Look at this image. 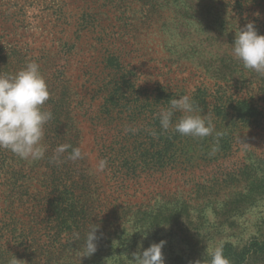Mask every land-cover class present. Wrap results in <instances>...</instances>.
Listing matches in <instances>:
<instances>
[{"label":"rangeland","instance_id":"374dc122","mask_svg":"<svg viewBox=\"0 0 264 264\" xmlns=\"http://www.w3.org/2000/svg\"><path fill=\"white\" fill-rule=\"evenodd\" d=\"M249 22L264 35V0H0V72L36 61L53 113L44 159L0 150V264H132L161 240L165 264L220 245L264 264V76L230 55ZM182 95L212 135L160 134L154 114ZM60 144L86 155L51 163Z\"/></svg>","mask_w":264,"mask_h":264},{"label":"clouds","instance_id":"9594fccd","mask_svg":"<svg viewBox=\"0 0 264 264\" xmlns=\"http://www.w3.org/2000/svg\"><path fill=\"white\" fill-rule=\"evenodd\" d=\"M230 55L246 70L255 71L264 76V35H258L254 23L249 22L236 31ZM50 99L47 82L36 61H29L15 74L0 72V150H7L21 160L35 162L45 158L47 145L45 125L53 119L51 110L45 109ZM202 110L189 95L170 99L167 107L160 108L154 114L160 125V134L169 130L181 136L203 139L212 135L214 125L209 115H201ZM177 113L180 116L173 121ZM136 128L125 127V134H135ZM155 138L158 133L149 130ZM245 145H248L244 143ZM71 148V151L68 150ZM68 153L66 159L76 162L84 158L80 147L60 144L54 149L50 162L60 164L61 157ZM107 167V160L100 159L95 165V173H102ZM92 174V173H90ZM99 226H90L83 245V255L90 257L97 251L96 235ZM78 238V236H77ZM166 241L153 243L142 253H134L132 264H165L162 249ZM208 252V250H206ZM209 264H230L223 254V246H217L208 252ZM13 256L9 264H17Z\"/></svg>","mask_w":264,"mask_h":264},{"label":"trees","instance_id":"16d2710c","mask_svg":"<svg viewBox=\"0 0 264 264\" xmlns=\"http://www.w3.org/2000/svg\"><path fill=\"white\" fill-rule=\"evenodd\" d=\"M263 119H264V117H263Z\"/></svg>","mask_w":264,"mask_h":264}]
</instances>
